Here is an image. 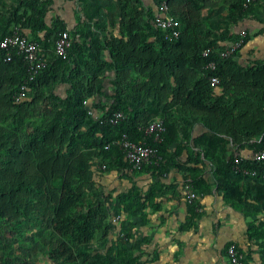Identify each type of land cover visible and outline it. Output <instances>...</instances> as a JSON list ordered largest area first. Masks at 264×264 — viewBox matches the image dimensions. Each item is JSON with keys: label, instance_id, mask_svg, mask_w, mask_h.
<instances>
[{"label": "trees", "instance_id": "obj_1", "mask_svg": "<svg viewBox=\"0 0 264 264\" xmlns=\"http://www.w3.org/2000/svg\"><path fill=\"white\" fill-rule=\"evenodd\" d=\"M116 1L121 37L100 42L87 23L82 24L77 32L81 38L74 40L69 57H57L54 42L52 55H44L49 67L32 82L24 58L16 50L0 47V222L27 220L49 230V256L57 264H79L81 256L86 260L81 248L87 249L98 231L110 227L105 223L112 212L145 208L138 194H123L113 205L111 198L99 199L94 192L95 158L104 159L101 168L105 165L107 171L131 169L117 144L124 135L156 148L159 169L179 168L193 191L207 188L205 161L217 165L219 188L236 208L246 204V180H252L257 189L264 187V162L244 160L238 154L251 141H256L254 152L264 148V61L243 67L234 59L240 51L220 58L218 53L227 47L217 45L204 20L205 11L224 3L226 16L235 25L248 12L247 0H154L157 8L166 2L179 20L178 38H166L154 26L156 11L146 10L143 0ZM51 3H21L12 18L0 19V26H7L0 41L19 31H10L12 23L30 26L37 36L45 31V41L51 36L57 40L67 29L59 18L53 28L48 26ZM239 38L240 34L234 35L232 43ZM248 39L247 34L246 43ZM209 47L215 51L206 58L203 53ZM103 50L110 53L111 62L103 61ZM211 62L215 70L209 68ZM109 69L116 75L110 102L99 107L102 117L93 121L88 103L104 94L103 77ZM214 77L220 80L217 88L222 95L211 85ZM26 83L27 97L17 103L15 97ZM64 84L69 89L63 97L56 88ZM118 112L124 115L121 121H107ZM158 118L166 132L156 143L144 128ZM195 123L208 133L192 141L196 151L182 162L184 148L178 145L173 153L170 149L182 137L191 141ZM230 144L238 149L220 159L218 152Z\"/></svg>", "mask_w": 264, "mask_h": 264}, {"label": "crops", "instance_id": "obj_2", "mask_svg": "<svg viewBox=\"0 0 264 264\" xmlns=\"http://www.w3.org/2000/svg\"><path fill=\"white\" fill-rule=\"evenodd\" d=\"M29 1L32 0H0L1 21L10 19L8 15H2V10L14 7L15 11L21 3ZM51 1L46 15L48 26L53 28L54 21L59 18L71 32L73 40H80L77 32L85 23L100 42L105 37H121L120 10L116 0ZM143 2L146 10H157L154 0ZM246 5H250L246 16L235 25L226 16L228 8L224 3L216 10L205 11L204 20L219 47L229 48L234 44V35L247 32L248 42L234 59L243 67H250L264 61V0H252ZM1 26L0 36L7 28L4 24ZM14 29L38 44L45 43V31L37 36L30 26L12 23L10 31ZM42 52L47 57V51ZM101 58L111 62L110 53L106 50L101 52ZM107 74L103 77L104 94L88 103L89 110L99 118L102 117L99 107L110 102L113 91L111 82L116 77L114 70L109 69ZM68 89V84L60 85L56 92L64 97ZM216 91L219 95L223 94L221 88ZM92 120L96 121L94 118ZM207 133L202 124L195 123L191 141L182 137V142L171 147L170 152L173 153L180 145L184 148L181 160L187 161L190 152L196 151L192 141ZM252 148L254 145L249 144L239 149L238 154L244 160L253 158ZM237 149L230 144L226 150H220L218 156L221 159ZM158 163L146 165L140 173L121 168L111 169L107 175L100 176L98 168L105 170L101 168L104 159H94V192L97 188L103 193L111 192L114 186L121 183L118 177L127 175L126 191L130 195L138 194L145 208L140 212L122 208L116 215L112 212L110 220L105 223L110 227L98 231L87 249L81 248L86 253V260L81 256L79 264H231L227 256L231 244H235L243 254L245 264H264V187L257 189L252 180H246V204L236 208L226 201L224 190L219 188L215 178L218 166L205 161L207 188L194 191L199 198L190 202L184 173L177 167L169 168L167 165L161 171ZM151 190L154 194L149 195ZM49 232L39 223L27 220L12 224L1 221L0 264H57L49 256L50 243L46 237Z\"/></svg>", "mask_w": 264, "mask_h": 264}, {"label": "built area", "instance_id": "obj_3", "mask_svg": "<svg viewBox=\"0 0 264 264\" xmlns=\"http://www.w3.org/2000/svg\"><path fill=\"white\" fill-rule=\"evenodd\" d=\"M251 1L252 0H247L246 2L251 3ZM153 24L156 28L166 33V38H178L181 35L180 22L175 16L172 15L166 2L162 3L157 8ZM246 37L247 32L242 31L240 33L239 40L229 48L221 50L218 53L219 57L223 59L234 57L235 54L246 44ZM73 45L74 40L70 31L65 30L62 32L55 44L57 57L67 59L73 49ZM0 47L8 51L16 50L17 53L24 58L29 68L28 76L29 81L31 82L36 80L37 76L49 67V63L44 59V53L41 51L39 44L28 39L19 31H14L11 35L5 36L0 41ZM214 51L215 50L213 47H209L204 51L203 56L208 58L214 53ZM10 60L11 56L9 53L8 61ZM209 68L211 70H215L216 64L211 62L209 64ZM219 83V78L214 77L211 79V85L213 88H217ZM28 91L29 87L26 83L21 87L20 91L15 97L16 102L19 103L24 101L27 97L26 94ZM89 113L95 120L100 119L99 117L95 116L92 111H89ZM123 118V113L118 112L108 118L107 121L112 124H116ZM144 131L146 136L153 138L154 142L159 143L162 140V134L166 132V126L164 121L158 118L155 121L149 123L144 128ZM253 143L255 144V141L250 142L251 145H254ZM117 144L124 150L126 160L131 166L132 171L142 172L146 165L153 164L159 159L156 148L150 145L133 142L127 135H124L122 139L117 142ZM253 159L257 162H264V148L254 152ZM239 162L240 159H236V163L238 164ZM103 168H106V166H103ZM253 175H255V173H253ZM185 188L190 202H193L199 198V195L192 190L189 180L186 181ZM227 256L231 264H245L244 256L235 244H231L228 247Z\"/></svg>", "mask_w": 264, "mask_h": 264}, {"label": "rangeland", "instance_id": "obj_4", "mask_svg": "<svg viewBox=\"0 0 264 264\" xmlns=\"http://www.w3.org/2000/svg\"><path fill=\"white\" fill-rule=\"evenodd\" d=\"M17 6H19V5H17ZM20 6H22V5L20 4ZM13 9H14V7L12 9L2 10V15L3 16L8 15L10 18H12L13 17L12 15L14 13ZM23 10L24 9H22L21 12H23ZM119 15H120V13H119ZM4 20L6 21V19H4ZM44 41H45V39H44ZM55 41H56L55 36H51L47 41H45L47 43L46 46L44 44H42V42L40 44H41V47L45 51H47L48 54L52 55L53 45H54ZM104 75L108 76L107 72ZM109 171L110 170L107 171V170H103V169L98 168V174L100 176H102V174L107 175ZM126 178H128L127 175L119 176L118 179H119V181H121V183L118 186H114L113 187L114 189L111 192L103 193V191L100 188H97V190H95V194L99 197V199L101 198V199L105 200L106 198H111L114 203H117L119 201L121 195L129 194V192L126 191L127 186H128V183H127L128 179H126ZM130 193H132V192H130ZM113 196H115V197H113Z\"/></svg>", "mask_w": 264, "mask_h": 264}]
</instances>
